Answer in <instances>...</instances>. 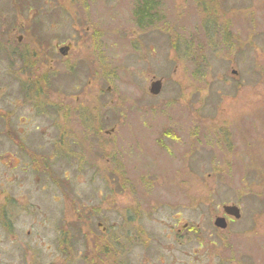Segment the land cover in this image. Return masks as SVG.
<instances>
[{
	"label": "rangeland",
	"instance_id": "374dc122",
	"mask_svg": "<svg viewBox=\"0 0 264 264\" xmlns=\"http://www.w3.org/2000/svg\"><path fill=\"white\" fill-rule=\"evenodd\" d=\"M143 1L0 0V264H264V0Z\"/></svg>",
	"mask_w": 264,
	"mask_h": 264
},
{
	"label": "flooded vegetation",
	"instance_id": "af4514ba",
	"mask_svg": "<svg viewBox=\"0 0 264 264\" xmlns=\"http://www.w3.org/2000/svg\"><path fill=\"white\" fill-rule=\"evenodd\" d=\"M18 41L19 42L21 41V37H19ZM55 48L59 50L58 47H55ZM66 55H67V53H66ZM228 220L231 221L230 218ZM97 224H98V227L99 226L101 227L103 233L110 234L111 231L109 232L104 227H102V224H100V222L97 223ZM68 226H69V229H71V225L69 223H67V226H66L67 229H68ZM4 228H5V230H4L5 234H7V236L12 237V233L15 231L14 228H13V223H8V224L4 225ZM57 231H58V229L56 230V232ZM84 236H86L85 233L83 234L82 237H84ZM88 236H92V235L88 234ZM82 237L73 235L71 233H67L66 237H64V240L60 241V237L56 235L54 237V239L51 240V242L53 244L52 247H54L56 250H59V248H60L59 247L60 242L66 244V245L67 244H71V243H73V245H75L78 242V239H80ZM127 237H129V236H127ZM95 241H96L95 242V245H96L95 248L97 249L96 250L97 253H99L100 250H102V252H103L105 249H107V250L117 249L118 251H121V249H123V245H121V243L119 242V240L117 238H115V237L107 238V240H105L104 242L97 243L98 241L97 240H95ZM97 245H98V248H97ZM49 248L50 247H48V249ZM44 250H45V248L43 246V241H41L39 237H35V239L32 238V240L29 243L26 251H27V254L30 253V255H29L30 257H33L34 255H36V259H37L36 260L37 261L36 264H41L42 263L41 261L43 259L42 258V252ZM27 264H30V263L28 262ZM31 264H33V263H31Z\"/></svg>",
	"mask_w": 264,
	"mask_h": 264
},
{
	"label": "water",
	"instance_id": "95a60500",
	"mask_svg": "<svg viewBox=\"0 0 264 264\" xmlns=\"http://www.w3.org/2000/svg\"><path fill=\"white\" fill-rule=\"evenodd\" d=\"M65 49L66 48H61V49H59V52L64 55ZM160 88H161V82L160 81L153 82L150 85L149 93L152 94L153 96H156L158 94ZM222 211L225 214V216L228 215V216L234 218L235 220H238L240 218V213H239L238 207H234V206H223ZM213 226L216 229L217 228L218 229H221V230H226L227 229L226 228L227 227L226 221H225L224 218L216 217V219H215V221L213 223Z\"/></svg>",
	"mask_w": 264,
	"mask_h": 264
},
{
	"label": "trees",
	"instance_id": "16d2710c",
	"mask_svg": "<svg viewBox=\"0 0 264 264\" xmlns=\"http://www.w3.org/2000/svg\"><path fill=\"white\" fill-rule=\"evenodd\" d=\"M152 8H155V7H152V5H151V3H149V2H146L145 0L143 1V3H142V5L140 6V7H138V9L136 10V13H135V17L139 20V22H143V21H145L146 22V20H147V15H148V13H149V10L150 9H152ZM20 56V59L23 61V62H27L26 60V56H24V55H19ZM38 82H34L33 83V85L32 84H28V85H26V87L25 88H27V90H28V95L31 93V91H32V94H33V96L35 97V98H37L38 96H39V93L41 92V90H42V86H38ZM32 162L33 163H37L36 162V160H34L33 158H32ZM48 168H49V166H48ZM37 169H38V167H37ZM68 233V232H67ZM67 235V234H66ZM66 235H61V237H62V240H64V237H66ZM60 236V235H59ZM66 239V238H65ZM72 244L73 243H71V244H69L71 247H72Z\"/></svg>",
	"mask_w": 264,
	"mask_h": 264
},
{
	"label": "bare ground",
	"instance_id": "6f19581e",
	"mask_svg": "<svg viewBox=\"0 0 264 264\" xmlns=\"http://www.w3.org/2000/svg\"><path fill=\"white\" fill-rule=\"evenodd\" d=\"M35 157H33V159H34Z\"/></svg>",
	"mask_w": 264,
	"mask_h": 264
}]
</instances>
